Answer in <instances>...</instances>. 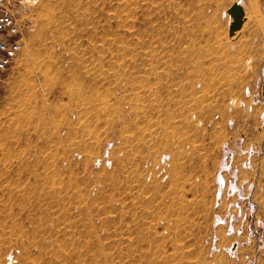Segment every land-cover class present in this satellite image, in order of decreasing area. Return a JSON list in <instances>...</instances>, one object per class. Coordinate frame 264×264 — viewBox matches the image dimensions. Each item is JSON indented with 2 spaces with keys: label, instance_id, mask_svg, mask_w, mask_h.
Here are the masks:
<instances>
[{
  "label": "rangeland",
  "instance_id": "rangeland-1",
  "mask_svg": "<svg viewBox=\"0 0 264 264\" xmlns=\"http://www.w3.org/2000/svg\"><path fill=\"white\" fill-rule=\"evenodd\" d=\"M0 2V264H264V0Z\"/></svg>",
  "mask_w": 264,
  "mask_h": 264
},
{
  "label": "built area",
  "instance_id": "built-area-1",
  "mask_svg": "<svg viewBox=\"0 0 264 264\" xmlns=\"http://www.w3.org/2000/svg\"><path fill=\"white\" fill-rule=\"evenodd\" d=\"M23 45L20 23L0 2V90L5 75L18 58Z\"/></svg>",
  "mask_w": 264,
  "mask_h": 264
},
{
  "label": "water",
  "instance_id": "water-1",
  "mask_svg": "<svg viewBox=\"0 0 264 264\" xmlns=\"http://www.w3.org/2000/svg\"><path fill=\"white\" fill-rule=\"evenodd\" d=\"M237 7L238 6L236 4H234L231 7V9L229 10V12L233 16V20H234L230 26V31L237 30L240 27V20H239L240 15L234 12V10H236ZM261 94H262V96H264V81H263L262 87H261Z\"/></svg>",
  "mask_w": 264,
  "mask_h": 264
},
{
  "label": "bare ground",
  "instance_id": "bare-ground-1",
  "mask_svg": "<svg viewBox=\"0 0 264 264\" xmlns=\"http://www.w3.org/2000/svg\"><path fill=\"white\" fill-rule=\"evenodd\" d=\"M25 120V119H24Z\"/></svg>",
  "mask_w": 264,
  "mask_h": 264
}]
</instances>
